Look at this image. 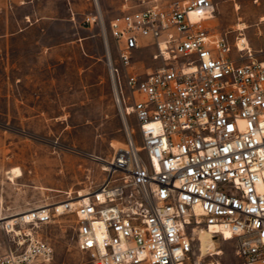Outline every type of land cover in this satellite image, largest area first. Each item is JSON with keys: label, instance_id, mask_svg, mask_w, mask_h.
<instances>
[{"label": "built area", "instance_id": "2783aa9c", "mask_svg": "<svg viewBox=\"0 0 264 264\" xmlns=\"http://www.w3.org/2000/svg\"><path fill=\"white\" fill-rule=\"evenodd\" d=\"M215 10L212 0H156L110 19L126 140L83 197L69 191L1 219L0 264L50 262L37 229L71 213L93 264H221L202 255L201 229L232 240L237 264H264V60L211 31ZM145 39L162 65L140 73Z\"/></svg>", "mask_w": 264, "mask_h": 264}, {"label": "rangeland", "instance_id": "374dc122", "mask_svg": "<svg viewBox=\"0 0 264 264\" xmlns=\"http://www.w3.org/2000/svg\"><path fill=\"white\" fill-rule=\"evenodd\" d=\"M154 1L0 0V217L62 200L69 191L85 192L103 180V159L127 136L108 66L116 41L107 23ZM212 1L211 31L227 34L231 43L246 37L255 57L263 58L264 0ZM98 13L102 23L86 21ZM149 42L135 55L140 73L162 65L152 58ZM128 124L137 128L134 115ZM16 166L22 175L12 180L7 171ZM75 226L74 213L42 224L37 230L54 257L35 264H93L76 246ZM217 242L220 263L237 264L234 242Z\"/></svg>", "mask_w": 264, "mask_h": 264}, {"label": "bare ground", "instance_id": "6f19581e", "mask_svg": "<svg viewBox=\"0 0 264 264\" xmlns=\"http://www.w3.org/2000/svg\"><path fill=\"white\" fill-rule=\"evenodd\" d=\"M246 25L244 23L240 24L239 29H243ZM239 47L241 49L249 47V43L246 37H243L239 42ZM8 177L12 180H14L15 177H18L22 175V171L19 167H13L7 171ZM87 194V191L83 192L80 191V195L83 197L84 195ZM20 212L14 213L10 216H3L0 217V220L3 218H6L8 221L13 222V216L16 214H19ZM15 229V228H14ZM199 240H200V245H201V250H202V255H215V254H220L222 251L218 247V242L215 238H212L211 235L206 232L205 230H201V233L199 235Z\"/></svg>", "mask_w": 264, "mask_h": 264}, {"label": "crops", "instance_id": "0c3cea01", "mask_svg": "<svg viewBox=\"0 0 264 264\" xmlns=\"http://www.w3.org/2000/svg\"><path fill=\"white\" fill-rule=\"evenodd\" d=\"M156 1V0H155ZM158 1H164V0H158ZM86 13V12H85ZM111 19V18H110ZM110 19H109V21H110ZM109 21H108V23H109ZM108 23H107V26H108ZM248 40V39H247ZM248 43H249V41H248ZM256 43V42H255ZM256 46H258V44L256 43L255 44ZM249 47H250V45H249ZM256 51L257 52H263L262 50H259V49H256ZM254 55H256V54H254ZM260 55H262V57L263 58H261V59H259V60H264V52L263 53H261Z\"/></svg>", "mask_w": 264, "mask_h": 264}]
</instances>
